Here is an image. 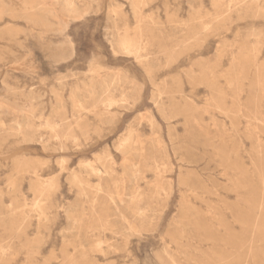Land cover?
<instances>
[{"label": "rangeland", "instance_id": "374dc122", "mask_svg": "<svg viewBox=\"0 0 264 264\" xmlns=\"http://www.w3.org/2000/svg\"><path fill=\"white\" fill-rule=\"evenodd\" d=\"M0 264H264V0H0Z\"/></svg>", "mask_w": 264, "mask_h": 264}, {"label": "bare ground", "instance_id": "6f19581e", "mask_svg": "<svg viewBox=\"0 0 264 264\" xmlns=\"http://www.w3.org/2000/svg\"><path fill=\"white\" fill-rule=\"evenodd\" d=\"M67 9V8H66ZM70 14V13H69ZM73 14H75V12H73ZM24 112V111H23ZM26 113V112H25ZM19 124V123H18ZM139 211V210H138Z\"/></svg>", "mask_w": 264, "mask_h": 264}]
</instances>
